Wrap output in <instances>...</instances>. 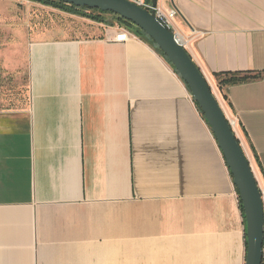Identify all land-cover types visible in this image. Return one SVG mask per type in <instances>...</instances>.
<instances>
[{
  "label": "crops",
  "instance_id": "1",
  "mask_svg": "<svg viewBox=\"0 0 264 264\" xmlns=\"http://www.w3.org/2000/svg\"><path fill=\"white\" fill-rule=\"evenodd\" d=\"M158 4L178 9L173 30L264 188V0ZM60 13L0 49L28 92L0 83V264H246L233 174L180 73L149 41ZM227 71L262 77L221 90Z\"/></svg>",
  "mask_w": 264,
  "mask_h": 264
},
{
  "label": "water",
  "instance_id": "2",
  "mask_svg": "<svg viewBox=\"0 0 264 264\" xmlns=\"http://www.w3.org/2000/svg\"><path fill=\"white\" fill-rule=\"evenodd\" d=\"M77 7L113 12L142 29L167 56L189 86L194 99L216 134L233 174L247 222L246 264H262L264 255V197L250 159L237 137L225 109L208 77L189 54L173 30L131 0H61ZM154 6L158 0H151Z\"/></svg>",
  "mask_w": 264,
  "mask_h": 264
},
{
  "label": "rangeland",
  "instance_id": "3",
  "mask_svg": "<svg viewBox=\"0 0 264 264\" xmlns=\"http://www.w3.org/2000/svg\"><path fill=\"white\" fill-rule=\"evenodd\" d=\"M57 13L62 14L59 9L42 5L31 0H0V49H7L18 42L19 38L22 36V34L19 33L21 28L23 29L26 27L28 31L30 27L35 24H41V26L44 27L52 25L53 21L59 24L62 22L64 23L66 18L56 15ZM67 18H70V16L67 15ZM72 18L76 31L82 29L84 27V22H87V18L77 15H73ZM105 18L108 22H111L113 26H119L120 29L126 28L124 25H121L112 14H107ZM67 20L69 21V19ZM131 32L134 34L133 31ZM0 83L3 86V92L8 95V99L17 97V91L20 92V97L24 100L28 98L27 81L24 77H21V79L17 81L15 76L11 78L10 75H5V73L1 72ZM213 88L219 100L223 101L222 94L219 93L218 88L214 84Z\"/></svg>",
  "mask_w": 264,
  "mask_h": 264
},
{
  "label": "trees",
  "instance_id": "4",
  "mask_svg": "<svg viewBox=\"0 0 264 264\" xmlns=\"http://www.w3.org/2000/svg\"><path fill=\"white\" fill-rule=\"evenodd\" d=\"M31 1L40 3L42 5L50 6V7L59 9L61 11L73 14V15H77V16L84 17L87 19H91V20L99 22V23H106L109 25H113V24H111V22L107 21V19L105 18V15L106 14H112L116 17L117 21L121 25H124L126 28L133 31L135 35L139 36L140 38H142L144 40L149 41L150 43L154 44L157 47L155 42L150 37H148V35L142 29L137 27L131 21H129L125 18H122L113 12H103L99 9H91L89 7H86V6L77 7L73 4H67L61 0H31ZM159 51L162 52V50H160V49H159ZM214 76L216 78L218 87L222 90L226 86L244 83V82H247L250 80L258 79V78L262 77V73L254 72V71H235V72L227 71V72H216V73H214ZM224 98L227 99L226 94L224 95ZM238 193H239V191H238ZM239 197H240V195H239ZM240 204H241V207L243 209L241 199H240ZM243 212H244V209H243Z\"/></svg>",
  "mask_w": 264,
  "mask_h": 264
},
{
  "label": "built area",
  "instance_id": "5",
  "mask_svg": "<svg viewBox=\"0 0 264 264\" xmlns=\"http://www.w3.org/2000/svg\"><path fill=\"white\" fill-rule=\"evenodd\" d=\"M132 2L136 3L137 5L141 6L142 8H145L149 11H155L157 18L169 29L173 30V21L175 17L179 14L178 9L171 8V9H165L159 4L156 6L153 5L151 0H131ZM174 32V30H173ZM176 33V32H175ZM177 38L181 41V38L176 33ZM133 37H137L135 34H133L131 31H129L126 28L120 29V31L112 38L113 41L116 42H126L130 40ZM182 42V41H181ZM232 125H234L233 120H231ZM261 187V186H260ZM262 196L264 197V188L261 187ZM262 264H264V255Z\"/></svg>",
  "mask_w": 264,
  "mask_h": 264
}]
</instances>
